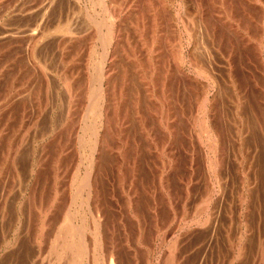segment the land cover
Masks as SVG:
<instances>
[{"label": "rangeland", "instance_id": "1", "mask_svg": "<svg viewBox=\"0 0 264 264\" xmlns=\"http://www.w3.org/2000/svg\"><path fill=\"white\" fill-rule=\"evenodd\" d=\"M93 1L0 0V264H60V261H62L61 264H69L67 263L69 262L67 254L65 255H67L66 258L68 259L65 258L64 260L62 259L65 257L64 254V256L60 257V255L56 256L54 251L52 252V244L57 239L55 236H58L61 226L67 219L65 216L71 217L74 223L76 221L75 224L77 226L84 228L83 235L90 237L86 238L88 241L93 236L91 233L93 230L91 221L94 217L98 218L99 216L102 236L107 239L105 240L106 243L103 241V246L100 247L99 243L95 245L94 258L96 254L98 257L91 260V255H87L84 251L82 258L76 261V264H85V262L86 264H92L91 261L94 262L93 264H97L99 261L102 262L99 264H104L103 259H105V264H108L109 261L107 257L104 258L107 255L103 249L107 243H109L107 245L112 250L116 264H169L170 259L168 258L166 261V256L164 257L169 250L173 254V251H175V254H172L170 264H263L264 0H133V2L132 0H105V4L115 6L117 9L115 15L117 16L110 14V11L107 12L104 9L102 0ZM161 1L164 3H161ZM93 4L95 5L93 6ZM154 7L156 8L154 9ZM47 9L48 12H46ZM40 10L42 13L39 12ZM87 13L88 16H86ZM89 16L91 17L89 18ZM181 17L182 19H180ZM152 18H157V20ZM94 20L99 25L102 24V26L100 27ZM161 21L162 23L160 24ZM92 22H95L99 28ZM105 24H107V27ZM52 25L54 26L52 27ZM111 25L116 31L119 30L115 39L107 47L109 56H111L106 64L108 67L112 63V68L109 66L110 75L108 74L106 79L109 81L113 77V80L110 79L107 82L105 79L104 82L107 83L103 82L106 88L111 89V91L108 90L110 93L104 91V97L108 95L104 98V107L106 111L108 110L107 115L109 113L111 115H106L108 119H106L105 124L107 126H103L105 130L102 127L98 128L104 142L113 141L105 142V144L102 142L103 146L100 145V149L92 152L93 143L90 140L93 137L90 131L87 132L86 130L84 132V138L83 140L80 139L81 141L77 138L76 133L80 132L82 134V127L86 128V125H89V128L96 121L95 117L93 118L90 115L94 112L92 106L90 105L91 107L89 108V104L93 100V98H90V94L94 92L93 89H95L98 82L96 72L94 71L93 73L95 65L93 62L97 60L95 58L100 57L98 55L103 51L101 38L108 34V28ZM68 28L70 29L68 30ZM159 28L161 29L159 30ZM36 31L39 32L37 33L38 36L36 35L38 41L35 39L30 42L31 38L29 36L32 35L34 39ZM43 32H46V34H43ZM120 33L123 34L121 35ZM153 35L156 36L153 37ZM156 37L157 40H155ZM31 45L35 49L32 48V52L28 49L31 48ZM80 45L82 46L80 47ZM131 45H133V49ZM146 46H149L148 53L145 50L147 49ZM114 50L115 52H113ZM144 50L148 54L147 56L143 52ZM126 52L132 54L129 55L128 53L127 56ZM93 54L96 55L94 56ZM143 55L146 57H143ZM158 57H161V59ZM30 58H36V60L32 61ZM111 58L115 62H112ZM164 58L165 60H162ZM152 61H158V75L153 72L154 75L151 69L148 70L150 74L147 72V69L150 68L149 63ZM116 62L117 64H115ZM145 62L146 64L148 63L147 66H145ZM46 64L47 66H44ZM160 64L163 66H160ZM117 65H121V68ZM144 66L146 68L142 70ZM163 67L165 68L163 69ZM45 69L46 71L44 72ZM165 70L167 76L165 75ZM136 71H139V74ZM141 72L143 74L147 72L144 74L146 77ZM43 73H46V76L49 75L46 77ZM111 73L113 74L111 75ZM117 73L122 75V77L119 75L115 76ZM75 75L77 76L76 78ZM160 75H163V78L165 76V79L168 78V80L166 79L167 81L164 79V82H167L164 84L165 87L164 85L163 87L161 85L158 86L160 82L157 80L162 78ZM70 77L74 78V83ZM44 78L45 80H43ZM41 79L42 82L40 81ZM140 79L142 80L140 81ZM145 80L146 83L144 85L143 82ZM176 80L177 82H175ZM68 82L73 84L72 88L67 85ZM120 83L121 85H119ZM146 84L149 86L147 85L146 87ZM87 86L90 88L92 86L93 89L91 88L90 91ZM158 88L167 89L168 91L164 90L165 95L167 94L164 101L158 96L160 94ZM76 89L78 90L76 91ZM115 90L119 93H115ZM114 93L115 96H112ZM112 100L114 101L112 102ZM137 101L139 104L136 105ZM115 103L119 107L118 109L114 105ZM84 105L87 106V109ZM162 105L165 106L163 107L164 109H162ZM76 110L79 112H75ZM121 114L123 118L125 114L124 120ZM82 115L84 116L83 118ZM158 117L160 118L158 119ZM120 118L126 123L123 121L121 123V120L119 121ZM77 119L79 120L77 121ZM202 120L205 123L204 125ZM107 121L112 122L113 127L118 125L119 127L112 128V123L108 124ZM210 124H212V128ZM213 127L215 128L213 129ZM117 128H121L120 131L123 129V132L121 131L123 135L119 130V133L116 132ZM110 129L112 130L110 131ZM125 129L127 130L126 132L124 131ZM145 129H148L147 132ZM113 130H115L114 133L112 132ZM108 131L111 133H107ZM165 133L169 136L165 135ZM103 136L107 140L103 139ZM164 136H167V138ZM85 138L89 140H84ZM164 140L169 142L166 141L167 144H164ZM126 141L127 147H125ZM160 142H162V145H159ZM108 143L110 149L107 145L105 150L103 147ZM116 145L119 148H116ZM83 147L85 148L81 149ZM101 149L104 150L102 151ZM97 151L99 154H97ZM107 151L110 152L109 155ZM59 152L62 153L60 154ZM77 152L78 154H76ZM98 155L100 156L98 157ZM84 156L87 157V160ZM44 157L46 160L43 159ZM89 159L94 160V182L98 195L97 209L93 207L86 208L88 207L87 204L83 203V197L86 194L84 191L80 192V179L84 175ZM71 160H73L72 163H70ZM115 161L118 162L116 163ZM246 174L251 177H244L247 176ZM76 175L77 177H74ZM95 176H97V179ZM70 180L73 181L70 182ZM96 182H98V185ZM72 183L74 185L73 188L70 185ZM221 185L222 187H220ZM48 188L50 189L48 190ZM241 194L243 197H241ZM124 196L126 198L122 199ZM206 199L208 200L206 201ZM92 212H95L96 215L94 213V216ZM83 213L87 214L84 215ZM87 244L88 247L91 246V241L90 243L87 242ZM50 247L51 249H48ZM239 250L240 254L245 253L238 255L237 252ZM259 250H263L261 251L262 253ZM259 255L262 256L260 257ZM175 256L178 257L179 261H177ZM181 256L184 257L180 260ZM117 258L120 259L121 263ZM229 258L233 260L231 261ZM56 259L59 261L57 262ZM96 259H99V261ZM174 259L177 263L174 262Z\"/></svg>", "mask_w": 264, "mask_h": 264}, {"label": "bare ground", "instance_id": "2", "mask_svg": "<svg viewBox=\"0 0 264 264\" xmlns=\"http://www.w3.org/2000/svg\"><path fill=\"white\" fill-rule=\"evenodd\" d=\"M93 1V0H92ZM98 1V0H97ZM103 1V6H104V9L105 10H107V12L108 11H110L111 13L110 14H112V15H115V13H116V8H115V6H113L112 4H110V6L109 5H107V4H105V0H102ZM141 1V0H140ZM148 1V0H147ZM152 1V0H151ZM183 1V0H182ZM94 2V1H93ZM130 2V1H129ZM132 2H133V0H132ZM181 2V1H180ZM53 3H54V1H53ZM97 3V2H96ZM126 3H127V1H126ZM150 3V2H149ZM161 3H164V2H162L161 1ZM182 3V2H181ZM45 4V3H44ZM49 4V3H48ZM98 4H99V2H98ZM128 4V3H127ZM126 4V5H127ZM147 4V3H146ZM222 4V3H221ZM71 5V4H70ZM69 5V6H70ZM95 4H93V6H94ZM134 5V4H133ZM153 5V4H152ZM151 5V6H152ZM162 5V4H161ZM163 5H165V4H163ZM180 5V4H179ZM227 6H228V4H226ZM50 6V5H49ZM97 6V5H96ZM166 6V5H165ZM164 6V7H165ZM181 6H182V4H181ZM71 7V6H70ZM82 7V6H81ZM98 7H100V6H98ZM153 7V6H152ZM180 7V6H179ZM183 7V6H182ZM48 8V7H47ZM57 8V7H56ZM135 8H137V7H135ZM134 8V9H135ZM156 7H154V9H155ZM162 8V7H161ZM51 9V8H50ZM99 9V8H98ZM130 9H132V8H130ZM147 9H148V5H147ZM178 9H181V8H178ZM229 9V8H228ZM44 10V9H43ZM69 10V9H68ZM136 10V9H135ZM153 10V9H152ZM152 10H150L151 12H152ZM183 10V9H182ZM231 10V9H230ZM11 11V10H10ZM46 11V10H45ZM67 11V10H66ZM79 11V10H78ZM87 11V10H86ZM138 11H139V9H138ZM158 11V10H157ZM157 11H155L156 13H157ZM39 12H41V10L39 11ZM46 12H48V9H47V11ZM97 12V11H96ZM100 12H101V10H100ZM143 12V11H142ZM148 12H149V10H148ZM223 12V11H222ZM42 13V12H41ZM53 13V12H52ZM70 13V12H69ZM77 13V12H76ZM104 13V12H103ZM135 13V12H134ZM141 13V12H140ZM153 13H154V10H153ZM160 13V12H159ZM182 13V12H181ZM180 13V14H181ZM36 14V13H35ZM49 14V13H48ZM92 14V13H91ZM99 14V13H98ZM105 14V13H104ZM143 14V13H142ZM150 14V13H149ZM184 14V13H183ZM228 14V13H227ZM65 15V14H64ZM72 15V14H71ZM100 15V14H99ZM108 15V14H107ZM112 15H111V17H112ZM153 15V14H152ZM155 15V14H154ZM157 15V14H156ZM170 15H171V13H170ZM176 15H177V13H176ZM175 15V16H176ZM42 16V15H41ZM49 16V15H48ZM86 16H88V13L86 14ZM115 16H117V15H115ZM132 16V15H131ZM158 16V15H157ZM156 16V17H157ZM165 16H167V15H165ZM169 16V15H168ZM179 16V15H178ZM184 16V15H183ZM182 16V17H183ZM229 16V15H228ZM33 17H35V16H33ZM33 17H31V18H33ZM84 17V16H83ZM91 16H89V18H90ZM98 18H99V16H97ZM127 17V16H126ZM125 17V18H126ZM141 17V16H140ZM139 17V18H140ZM153 17V16H152ZM169 17H171V16H169ZM182 17L180 18V19H182ZM43 18V17H42ZM46 18H48V17H46ZM53 18V17H52ZM62 18V17H61ZM69 17H68V14H67V19H68ZM88 18V17H87ZM93 18V17H92ZM115 18V17H114ZM131 18V17H130ZM178 18V17H177ZM191 18V17H190ZM27 19V18H26ZM34 19V18H33ZM71 19V18H70ZM77 19V18H76ZM94 19V18H93ZM92 19V20H93ZM106 19V18H105ZM113 19V18H112ZM116 19V18H115ZM128 19V18H127ZM133 19H134V17H133ZM138 19V18H137ZM143 19V18H142ZM150 19V18H149ZM153 19V18H152ZM154 19H156L157 20V18H154ZM153 19V20H154ZM212 19V18H211ZM46 20V19H45ZM72 20V19H71ZM100 20V19H99ZM156 20H155V22H156ZM160 20H161V18H160ZM175 20V19H174ZM33 21V20H32ZM39 21V20H38ZM90 21V20H89ZM95 21V20H94ZM102 21H105V20H102ZM120 21V20H119ZM135 21V20H134ZM144 21V20H143ZM66 22H68V23H71V22H69V21H66ZM96 22V21H95ZM95 22H92V24L93 23H95ZM107 22V21H106ZM110 22V21H109ZM164 22V21H163ZM172 22V21H171ZM191 22V21H190ZM36 23V22H35ZM39 23V22H38ZM47 23V22H46ZM51 23V22H50ZM53 23V22H52ZM98 25H99V23L98 22H96ZM95 23V24H96ZM103 23V22H102ZM124 23V22H123ZM147 23V22H146ZM150 23V22H149ZM148 23V24H149ZM162 23V21L160 22V24ZM184 22H183V20H182V24H183ZM239 23V22H238ZM27 24V23H26ZM47 24H49V23H47ZM46 24V25H47ZM54 24V23H53ZM56 24V23H55ZM89 24V23H88ZM94 24V25H95ZM96 24V25H97ZM101 24V23H100ZM145 24V23H144ZM151 24V23H150ZM241 24V23H240ZM32 25V24H31ZM43 25H44V23H43ZM49 25H51V24H49ZM57 25V24H56ZM55 25V26H56ZM95 25V26H96ZM97 25V26H98ZM104 25V24H103ZM107 24H105V26H106ZM117 25V24H116ZM128 25V24H127ZM132 25V24H131ZM163 25V24H162ZM181 25V24H180ZM20 26V25H19ZM40 26V25H39ZM42 26V25H41ZM54 25H52V27H53ZM58 26V25H57ZM63 27L65 26V25H62ZM100 27L102 26V24L101 25H99ZM99 26H98V28H99ZM122 26V25H121ZM126 26V25H125ZM129 26V25H128ZM155 26H156V24H155ZM232 26V25H231ZM51 27V26H50ZM50 27H48V28H50ZM66 27V26H65ZM85 27H87V26H85ZM91 27V26H90ZM107 27V26H106ZM130 27V26H129ZM140 27V26H139ZM143 27V26H142ZM151 27V26H150ZM161 27V26H160ZM164 27V26H163ZM177 27V26H176ZM196 27V26H195ZM240 27V26H239ZM27 28V27H26ZM34 28V27H33ZM40 28V27H39ZM42 28V27H41ZM47 28V29H48ZM82 28V27H81ZM104 28V27H103ZM199 28V27H198ZM233 28V27H232ZM35 29H37V28H35ZM54 29H55V27H54ZM53 29V30H54ZM62 29V28H61ZM70 28H68V30H69ZM95 29V28H94ZM107 29V28H106ZM151 29V28H150ZM154 29V28H153ZM161 28H159V30H160ZM165 29V28H164ZM29 30V29H28ZM28 30H26L27 32H28ZM31 30H32V28H31ZM43 30V29H42ZM57 30V29H56ZM99 30V29H98ZM123 30V29H122ZM149 30V29H148ZM159 30H157L156 29V31H158L159 32ZM176 30V29H175ZM43 31H45V30H43ZM51 31V30H50ZM62 31V30H61ZM71 31H73V30H71ZM101 31V30H100ZM99 31V32H100ZM117 31H119V30H117ZM116 31V29H114L113 28V26L111 25L109 28H108V34L106 35L105 34V31H104V36L101 38V40H102V43H103V51L101 52V53H99L100 55H98V56H100L99 58H95V59H97V60H95L94 62H93V60H92V62H93V64H95L94 65V70H93V73H94V71L96 72V75H97V78H98V82H97V86L95 87V89H93L92 88V86H91V88L93 89V93L91 92V97L90 98H93V100H92V103L91 104H89V108L92 106V109L94 110V112H92V114H90V112H89V114L94 118L95 117V119H96V121H95V119H94V121H95V124H96V126H95V124H93L92 126H90L89 128H88V126L89 125H86V128H83L82 127V130L83 131H81V132H83L82 134L79 132V131H77V132H79V133H76V135H77V138L80 140H83V138H84V132H86V130H87V132L88 131H90V134L92 135V139L90 140V141H92V143L91 142H89V143H91L92 144V147H91V149H92V152L93 151H96L97 149H100V145H102L103 146V144H102V142L105 144V142L107 143V142H111V141H113V140H111V141H103L102 140V136H101V133H99V128L98 127H102L104 130H105V126H107V125H105L106 124V119H108L107 118V116H110L111 115V113H109V115H107V111H106V108L104 107V102H105V100H104V98H106V97H104L105 96V93H104V91L105 92H108V90H110L111 91V89H108V88H106L104 85H103V82H104V80L108 77V74L110 73L109 71H108V69H110V67H111V65H112V63H111V65H109L108 67H107V61H109V58H110V56H109V52H108V49H107V47H109V45H110V42L113 40V39H115V37H116V34H118V32ZM198 31V30H197ZM5 32V31H4ZM30 32V31H29ZM49 32V31H48ZM53 32V31H52ZM70 32V31H69ZM103 32V31H102ZM135 32V31H134ZM144 32V31H143ZM151 32V31H150ZM158 32H157V34H158ZM3 33V32H2ZM23 33V32H22ZM36 34H35V36L37 35V33H39V32H35ZM163 33V32H162ZM165 33V32H164ZM213 33V32H212ZM43 34H46V32L44 33L43 32ZM68 34H70V33H68ZM100 34V33H99ZM121 34V33H120ZM123 34V33H122ZM121 34V35H122ZM154 34V33H153ZM156 34V33H155ZM156 34V35H157ZM166 34V33H165ZM176 34V33H175ZM181 34V33H180ZM29 35V34H28ZM61 35V34H60ZM120 35V36H121ZM155 35V36H156ZM161 35V34H160ZM172 35V34H171ZM177 35H179V34H177ZM260 35V34H259ZM38 36V35H37ZM37 36L33 39L32 38V35L31 36H29L31 39H30V42L32 41V40H35L36 38H37ZM39 36H40V34H39ZM44 36V35H43ZM63 36V35H62ZM92 36V35H91ZM100 36H101V34H100ZM119 36V35H118ZM151 36H152V34H151ZM154 35H153V37H155ZM192 36H193V34H192ZM33 37H34V35H33ZM53 37V36H52ZM88 37L90 38V36L88 35ZM158 37V36H157ZM157 37H156V39L155 40H157ZM160 37V36H159ZM162 37V36H161ZM175 37H177V36H175ZM194 37V36H193ZM40 38H42V37H40ZM128 38V37H127ZM150 39H151V37H149ZM260 38V37H259ZM27 39H29V38H27ZM26 39V40H27ZM45 39V38H44ZM81 39V38H80ZM121 39H124V38H121ZM162 39V38H161ZM168 39V38H167ZM177 39V38H176ZM178 39H180V38H178ZM11 40V39H10ZM37 40V39H36ZM46 40V39H45ZM49 40V39H48ZM47 40V41H48ZM50 40H51V38H50ZM55 40V39H54ZM62 40H63V38H62ZM68 40V39H67ZM126 40V39H125ZM124 40V41H125ZM154 40V41H155ZM163 40V39H162ZM21 41V40H20ZM38 41V40H37ZM43 41V40H42ZM58 41V40H57ZM69 41V40H68ZM81 41V40H80ZM120 42H121V40H119ZM134 41V40H133ZM145 41V40H144ZM174 41H176V40H174ZM257 41V40H256ZM16 42V41H15ZM34 42V41H33ZM44 42V41H43ZM150 42V41H149ZM162 42V41H161ZM13 43V42H12ZM61 43V42H60ZM59 43V44H60ZM71 43V42H70ZM76 43V42H75ZM83 43V42H82ZM101 43V42H100ZM151 43V42H150ZM167 43V42H166ZM32 44V43H31ZM36 44V43H35ZM66 44V43H65ZM84 44V43H83ZM142 44V43H141ZM147 44H149L148 42H147ZM146 44V45H147ZM152 44H154L153 42H152ZM158 44V43H157ZM156 44V45H157ZM164 44V43H163ZM180 44V43H179ZM30 45V44H29ZM44 45V44H43ZM58 45V44H57ZM62 45V44H61ZM79 45V44H78ZM138 45V44H137ZM143 45V44H142ZM141 45V46H142ZM165 45V44H164ZM194 45V44H193ZM82 45H80V47H81ZM87 46V45H86ZM115 46H117V45H115ZM126 46V45H125ZM129 46V45H128ZM160 46V45H159ZM158 46V47H159ZM30 47V46H29ZM59 47V46H58ZM80 47L78 46V48L80 49ZM101 47V46H100ZM133 47V45H131V48ZM143 47V46H142ZM147 47V46H146ZM149 47V46H148ZM148 47H147V49H145L146 51H147V53H148ZM151 47V46H150ZM162 47V46H161ZM169 47V46H168ZM178 47V46H177ZM194 47V46H193ZM32 45H31V48H28V49H30V51L32 50ZM77 48V49H78ZM117 48V47H116ZM115 48V49H116ZM169 48H171V47H169ZM180 48V47H179ZM34 49V48H33ZM41 49V48H40ZM42 49H44V48H42ZM57 49V48H56ZM78 49V50H79ZM126 49V48H125ZM130 49V48H129ZM133 49V48H132ZM150 49V48H149ZM168 49V48H167ZM35 50V49H34ZM48 50H49V48H48ZM78 50H76V51H78ZM111 50V49H110ZM117 51H118V49H116ZM120 50V49H119ZM131 50V49H130ZM141 50V49H140ZM145 50L143 51L144 53H146L145 52ZM151 50H152V48H151ZM195 50V49H194ZM58 51V50H57ZM66 51V50H65ZM69 51V50H68ZM132 51V50H131ZM130 51V52H131ZM136 51H137V49H136ZM139 51V50H138ZM25 52H26V50H25ZM32 52V51H31ZM30 52V53H31ZM59 52V51H58ZM72 52V51H71ZM113 52H115V50L113 51ZM112 52V53H113ZM176 52V51H175ZM180 52V51H179ZM18 53V52H17ZM36 53V52H35ZM39 53V52H38ZM40 53H42V52H40ZM43 53H44V51H43ZM76 53V52H75ZM121 53V52H120ZM127 54V56H128V53L129 52H126ZM136 53V52H135ZM146 53V56L148 55ZM153 53H155L154 51H153ZM111 54V53H110ZM116 54V53H115ZM132 54V53H131ZM130 53H129V55H131ZM150 54V53H149ZM158 54V53H157ZM161 54V53H160ZM197 54V53H196ZM28 55H30V54H28ZM33 55V54H32ZM34 55H36V54H34ZM94 55V54H93ZM96 55V54H95ZM94 55V56H95ZM122 55V54H121ZM125 55V54H124ZM189 55H190V53H189ZM55 56V55H54ZM90 55H88V57H89ZM145 55H143V57H146ZM153 56V55H152ZM170 56V55H169ZM38 57V56H37ZM113 57H114V54H113ZM121 57H123V56H121ZM193 57V56H192ZM195 57V56H194ZM201 57V56H200ZM33 58V57H32ZM32 58H30V59H32ZM90 58H91V56H90ZM90 58H89V60H90ZM93 58V57H92ZM120 58V57H119ZM125 58H126V56H125ZM129 58V57H128ZM153 58H154V56H153ZM158 58H160L161 59V57H158ZM26 59H28V58H26ZM25 59V60H26ZM112 59V58H111ZM124 59V58H123ZM147 59V58H146ZM149 59V58H148ZM33 60H36V58H34V59H32V61ZM113 61L112 62H115L114 61V59H112ZM120 60V59H119ZM135 60V59H134ZM157 60V59H156ZM159 60V59H158ZM162 60H165V58L164 59H162ZM162 60H159V61H162ZM171 60V59H170ZM169 60V61H170ZM207 60V59H206ZM29 61H31V60H29ZM146 61V60H145ZM172 61V60H171ZM42 62H44V61H42ZM53 62V61H52ZM54 62H55V60H54ZM90 63H92L91 61H89ZM111 62V61H110ZM109 62V63H110ZM149 62V61H148ZM158 61H155V62H150L149 63V67L150 68H148L147 69V72H148V70L149 69H151L152 70V73L154 72L155 74H157L158 75V68H159V65H158V63H157ZM168 62V61H167ZM166 62V63H167ZM197 62V61H196ZM67 63H69V62H67ZM70 63H71V61H70ZM124 63V62H123ZM127 63V62H126ZM30 64V63H29ZM34 64H36L35 62H34ZM43 64V63H42ZM63 64V63H62ZM114 64V63H113ZM115 64H117V62L115 63ZM145 64H146V62H145ZM164 64V63H163ZM197 64V63H196ZM49 65V64H48ZM80 65V64H79ZM83 65V64H82ZM91 65V64H90ZM124 65V64H123ZM134 65V64H133ZM139 65V64H138ZM137 65V66H138ZM142 65V64H141ZM148 65V63L145 65V66H147ZM190 65V64H189ZM201 65V64H200ZM31 66H33V65H31ZM35 66V65H34ZM44 66H47V64L46 65H44ZM60 66V65H59ZM69 66V65H68ZM92 66V65H91ZM117 66H119V65H117ZM116 66V67H117ZM121 66V65H120ZM119 66V67H120ZM144 66V68L142 69V70H144L146 67ZM160 66H163L162 64H160ZM42 67H43V65H42ZM70 67V66H69ZM68 67V68H69ZM90 67V66H89ZM118 67V68H119ZM132 67V66H131ZM143 67V66H142ZM202 67V66H201ZM40 68V67H39ZM45 68V67H44ZM58 68V67H57ZM112 68V67H111ZM121 68V67H120ZM139 68V67H138ZM165 67H163V69H164ZM180 68V67H179ZM204 68V67H203ZM32 69H33V67H32ZM64 69H66V68H64ZM167 69V68H166ZM209 69V68H208ZM207 69V70H208ZM40 70H42V68H40ZM40 70H38V71H40ZM47 70H48V67H47ZM52 70V69H51ZM66 70H68V69H66ZM70 70H71V68H70ZM72 70H74V69H72ZM150 70V71H151ZM161 70V69H160ZM179 70V69H178ZM46 71V69L44 70V72ZM57 71V70H56ZM83 71V70H82ZM123 71V70H122ZM173 71V70H172ZM210 71V70H209ZM13 72V71H12ZM32 72H34L33 70H32ZM42 72V71H41ZM74 72V71H73ZM90 72H91V70H90ZM117 72H119V71H117ZM136 72H138V74H139V71H136ZM146 72V73H147ZM164 72V71H163ZM162 72V73H163ZM226 72V71H225ZM48 73V72H47ZM63 73H64V70H63ZM69 73V72H68ZM92 73V72H91ZM90 73V74H91ZM114 73V72H113ZM113 73H111V75L113 74ZM121 73V72H120ZM124 73V72H123ZM131 73V72H130ZM142 73V72H141ZM146 73H144V74H146ZM153 73V74H154ZM210 73V72H209ZM46 73H43V75H45ZM61 74V73H60ZM69 74H71V73H69ZM74 74V73H73ZM83 74H84V72H83ZM129 74V73H128ZM143 74V73H142ZM144 74H143V76H144ZM148 74H150L149 72H148ZM154 74V75H155ZM211 74V73H210ZM230 74V73H229ZM49 75V74H48ZM47 75V76H48ZM68 75V74H67ZM92 75V74H91ZM91 75H89V76H91ZM110 75V74H109ZM118 76L119 75V73H117V74H115V76ZM124 75V74H123ZM153 75V76H154ZM165 75L167 76V73H166V70H165ZM213 75V74H212ZM42 76V75H41ZM46 76V75H45ZM46 76V77H47ZM93 76V75H92ZM114 76V75H113ZM114 76V77H115ZM119 76H121L122 77V75H119ZM142 76V75H141ZM161 76V75H160ZM67 77V76H66ZM77 76L75 75V78H76ZM124 77V76H123ZM144 77H146V75L144 76ZM151 77V76H150ZM162 78H160V79H158V77H157V81L158 82H160V84L158 85V86H162L163 87V85L165 84V83H167V82H164V79H165V76H164V78H163V75L161 76ZM71 78V77H70ZM92 78V77H91ZM94 78V77H93ZM113 78V77H112ZM112 78H110V79H112ZM140 78V77H139ZM49 79V78H48ZM72 79H73V83H74V78H71V81H72ZM109 79V78H108ZM110 79H109V81H110ZM136 79V78H135ZM138 79V78H137ZM148 79V78H147ZM153 79V78H152ZM167 80H168V78H166ZM165 79V80H166ZM176 79V78H175ZM213 79H215V78H213ZM43 80H45V78L43 79ZM53 80V79H52ZM64 80H65V82H66V79H65V77H64ZM75 80H77V79H75ZM90 80V79H89ZM113 80V79H112ZM122 80H124V79H122ZM142 79H140V81H141ZM151 80V79H150ZM166 80V81H167ZM174 80V79H173ZM182 80V79H181ZM41 82H42V79L40 80ZM68 81H70V80H68ZM79 81V80H78ZM81 81V80H80ZM86 81V80H85ZM95 81H97V80H95ZM106 81L107 82H109L107 79H106ZM114 81H115V79H114ZM117 81V80H116ZM144 81V80H143ZM152 81V80H151ZM44 82V81H43ZM49 82V81H48ZM48 82H47V84H48ZM64 82V81H63ZM83 82V81H82ZM107 82H104V83H107ZM118 82V81H117ZM116 82V83H117ZM120 82V81H119ZM125 82V81H124ZM123 82V83H124ZM175 82H177V80L175 81ZM37 83V82H36ZM56 83V82H55ZM58 83V82H57ZM90 83V82H89ZM140 83V82H139ZM144 83V85H145V83H146V80H145V82H143ZM147 83H148V81H147ZM152 83H154L153 81H152ZM157 83V82H156ZM170 83V82H169ZM44 84H45V82H44ZM63 84V83H62ZM80 84V83H79ZM78 84V85H79ZM85 84V83H84ZM84 84H83V86H84ZM135 84V83H134ZM235 84V83H234ZM46 85V84H45ZM51 85V84H50ZM67 85H69V87L70 88H72V86H73V84L71 83V82H68V84ZM81 85V84H80ZM85 85H87V84H85ZM107 86H108V84H106ZM110 85V84H109ZM113 85H115L114 83H113ZM119 85H121V83L119 84ZM127 85H128V82H127ZM147 85L148 84H146V87H147ZM151 85V84H150ZM14 86V85H13ZM47 86V85H46ZM77 86V85H76ZM149 86V85H148ZM155 86H156V84H155ZM168 86V85H167ZM170 86V85H169ZM7 87H9V86H7ZM48 87V86H47ZM63 87V86H62ZM74 87H75V85H74ZM82 87V86H81ZM81 87H79L80 89H82ZM87 87H89V86H87ZM115 87V86H114ZM120 87V86H119ZM118 87V88H119ZM145 87V86H144ZM145 87V88H146ZM152 87V86H151ZM157 87V86H156ZM155 87V88H156ZM164 87H165V85H164ZM180 87V86H179ZM91 88L89 87V89H90V91H91ZM113 88V87H112ZM116 88H117V86H116ZM145 88H143V89H145ZM160 88V87H159ZM158 88V90L160 91V94L158 95V96H160V98L164 101V98L166 99V95H165V92H164V90H166L167 91V89H159ZM166 88H168V87H166ZM213 88V87H212ZM68 89V91H70V89L69 88H67ZM67 89H66V91H67ZM74 89V88H73ZM85 89V88H84ZM83 89V90H84ZM89 89L87 90V95H88V91H89ZM115 89V88H114ZM120 89V88H119ZM136 89V88H135ZM169 89V88H168ZM78 89H76V91H77ZM86 90V89H85ZM118 90V89H117ZM123 90V89H122ZM126 90V89H125ZM129 90V89H128ZM146 90V89H145ZM149 90H150V87H149ZM148 90V91H149ZM152 90V89H151ZM46 91V90H45ZM110 91L108 92V93H110ZM120 91H121V89H120ZM158 91V92H159ZM179 91V90H178ZM75 92V91H74ZM85 92V91H84ZM84 92H82V93H84ZM113 92H114V90H113ZM168 92V91H167ZM20 93V92H19ZM73 93V92H72ZM75 93H77V92H75ZM90 93V92H89ZM115 93H119V92H116V90H115ZM115 93H114V95L112 94V96H115ZM170 93V92H169ZM178 93V92H177ZM70 94V93H69ZM86 94V93H85ZM150 94V93H149ZM66 95H67V92H66ZM139 95V94H138ZM154 95V94H153ZM68 96V95H67ZM116 96H117V94H116ZM119 96V95H118ZM175 96V95H174ZM74 97V96H73ZM72 97V98H73ZM82 97H84V96H82ZM82 97H81V101L83 100L82 99ZM86 97V96H85ZM149 97V96H148ZM180 97V96H179ZM212 97V96H211ZM69 98H70V96H69ZM88 98V97H87ZM109 98V97H108ZM123 98V97H122ZM133 98V97H132ZM152 98V97H151ZM170 98V97H169ZM205 98V97H204ZM11 99V98H10ZM75 99H77V97H75ZM89 99V98H88ZM118 99H119V97H118ZM131 99V98H130ZM20 100V99H19ZM91 100V99H90ZM107 100V99H106ZM109 100V99H108ZM114 100H115V98H114ZM114 100H112V102L114 101ZM136 100V99H135ZM74 101V100H73ZM111 101V100H110ZM126 101V100H125ZM139 101V100H138ZM138 101L136 102V105L137 104H139L138 103ZM207 101V100H206ZM117 102V101H116ZM134 102V101H133ZM170 102V101H169ZM88 103H89V101H88ZM107 103V102H106ZM109 103V102H108ZM154 103V102H153ZM164 103V102H163ZM162 103V104H163ZM174 103V102H173ZM200 103V102H199ZM212 103V102H211ZM71 104V103H70ZM69 104V105H70ZM81 104H83V103H81ZM80 104V105H81ZM119 104V103H118ZM135 104V103H134ZM167 104V103H166ZM9 105V104H8ZM68 105V107H70ZM91 105V106H90ZM106 105H108V104H106ZM114 105H116V103L114 104ZM146 105V104H145ZM85 106V105H84ZM84 106H83V109H84ZM109 106H110V103H109ZM123 106V105H122ZM142 106V105H141ZM153 106V105H152ZM151 106V107H152ZM160 106V105H159ZM174 106V105H173ZM220 106V105H219ZM29 107V106H28ZM87 106H85V108H86ZM113 107H115V106H113ZM112 107V108H113ZM116 107H117V105H116ZM115 107V108H116ZM163 107H165L164 105H162V109H164ZM199 107V106H198ZM203 107V106H202ZM205 107V106H204ZM72 108V107H71ZM75 108V107H74ZM111 108V109H112ZM115 108H114V110H115ZM119 107H117V109H118ZM143 108V107H142ZM153 108V107H152ZM87 109V108H86ZM110 109V110H111ZM129 109V108H128ZM159 109H160V107H159ZM166 109V108H165ZM167 109H168V106H167ZM166 109V110H167ZM183 109V108H182ZM202 109V108H201ZM11 110V109H10ZM69 110V109H68ZM93 110H91V111H93ZM137 110V109H136ZM20 111V110H19ZM83 111H86V110H83ZM116 111V110H115ZM119 111H120V109L118 110V114H119ZM125 111H127L126 109H125ZM131 111V110H130ZM154 111V110H153ZM162 111V110H161ZM25 112V111H24ZM35 112V111H34ZM75 112H79L78 110H76ZM74 112V113H75ZM199 112V111H198ZM203 112V111H202ZM114 113V112H113ZM71 114H72V112H71ZM82 114H84V113H82ZM86 114V113H85ZM167 114V113H166ZM77 115H78V113H77ZM87 115V114H86ZM107 115V116H106ZM131 115V114H130ZM135 115V114H134ZM143 115V114H142ZM148 115V114H147ZM150 115V114H149ZM210 115V114H209ZM80 116V115H79ZM78 116V117H79ZM88 116V115H87ZM121 116H122V119L124 120V118H125V114H124V118H123V115L121 114ZM137 116V115H136ZM154 116V115H153ZM166 116V115H165ZM168 116V115H167ZM77 117V116H76ZM84 116L82 115V118H83ZM86 117V116H85ZM113 117V116H112ZM126 117H127V115H126ZM129 117V116H128ZM75 118V117H74ZM153 118V117H152ZM160 117H158V119H159ZM162 118V117H161ZM171 118V117H170ZM87 119V118H86ZM157 119V120H158ZM168 119V118H167ZM166 119V120H167ZM210 119V118H209ZM253 119V118H252ZM74 120V119H73ZM79 119H77V121H78ZM91 120H92V118H91ZM121 120V118L119 119V121ZM123 120H121V123H122V121ZM127 120V119H126ZM164 120V119H163ZM172 120V119H171ZM198 120V119H197ZM206 120V119H205ZM204 120V121H205ZM19 121V120H18ZM87 121H88V119H87ZM117 121V120H116ZM138 121V120H137ZM144 121H146V120H144ZM156 121V120H155ZM162 121V120H161ZM201 121V120H200ZM212 121V120H211ZM93 122V121H92ZM108 122V124L109 123H112V122H110V121H107ZM123 122H125L126 123V121H123ZM151 122V121H150ZM179 122V121H178ZM202 122H203V120H202ZM11 123V122H10ZM25 123V122H24ZM79 123V122H78ZM82 123V122H81ZM87 123V122H86ZM116 123V122H115ZM118 123V122H117ZM124 123V124H125ZM139 123V122H138ZM147 123V122H146ZM152 123H154L153 121H152ZM163 123V122H162ZM17 124V123H16ZM76 124V123H75ZM80 124V123H79ZM79 124H78V126H79ZM123 124V125H124ZM147 124H151V123H147ZM205 123L203 122V125H204ZM4 125V124H3ZM115 125H117V124H115ZM134 125V124H133ZM159 125V124H158ZM166 125V124H165ZM201 125V124H200ZM212 124H210V126H211ZM26 126V125H25ZM77 126V125H76ZM83 126V125H82ZM104 126V127H103ZM111 126V125H110ZM143 126V125H142ZM154 126H156V125H154ZM164 126V125H163ZM258 126V125H257ZM3 127V126H2ZM116 127H119V125L118 126H116ZM116 127H113V123H112V128H116ZM135 127V126H134ZM133 127V128H134ZM139 127V126H138ZM168 127V126H167ZM167 127H166V129H167ZM216 127V126H215ZM215 127H213V129L215 128ZM9 128V127H8ZM7 128V129H8ZM107 128V127H106ZM144 128V127H143ZM142 128V129H143ZM162 128V127H161ZM194 128V127H193ZM206 128V127H205ZM211 128H212V126H211ZM210 128V129H211ZM217 128V127H216ZM255 128V127H254ZM17 129V128H16ZM28 129V128H27ZM101 129V128H100ZM121 129V128H120ZM120 129H118L117 128V130H116V132H118L119 133V131H120ZM169 129V128H168ZM251 129V128H250ZM112 129H110V131H111ZM119 130V131H118ZM123 130V129H122ZM121 130V131H122ZM148 130V129H147ZM147 130L145 129V131L147 132ZM152 130H153V127H152ZM162 130V129H161ZM174 130V129H173ZM178 130V129H177ZM207 130V129H206ZM23 131V130H22ZM103 131V130H102ZM110 131H108L107 133H109ZM114 131L115 130H113L112 132L114 133ZM121 131H120V133H121ZM125 132L127 131L126 129L124 130ZM140 131H141V129H140ZM139 131V132H140ZM151 131V130H150ZM167 131V130H166ZM176 131V130H175ZM194 131V130H193ZM192 131V132H193ZM236 131H238V130H236ZM123 132V131H122ZM154 132V131H153ZM195 132V131H194ZM248 132V131H247ZM111 133V132H110ZM128 133V132H127ZM131 133V132H130ZM142 133V132H141ZM145 133V132H144ZM170 133H171V131H170ZM66 134V133H65ZM70 134V133H69ZM122 134V133H121ZM198 134V133H197ZM214 134V133H213ZM111 135V134H110ZM112 135H114V134H112ZM116 135V134H115ZM123 135V134H122ZM138 135H140V134H138ZM165 135H168V134H166L165 133ZM106 136H108V135H106ZM118 136V135H117ZM116 136V137H117ZM126 136V135H125ZM132 136V135H131ZM149 136V135H148ZM169 136V135H168ZM209 136V135H208ZM249 136H250V134H249ZM62 137V136H61ZM109 137V136H108ZM112 137V136H111ZM111 137H110V139H111ZM122 137H124V136H122ZM165 137V136H164ZM184 137V136H183ZM204 137V136H203ZM217 137V136H216ZM220 137V136H219ZM245 137V136H244ZM76 138V137H75ZM86 138H87V136H86ZM84 139V140H87V139ZM118 138V137H117ZM125 138V137H124ZM150 138V137H149ZM165 138H167V136L165 137ZM205 138V137H204ZM46 139V138H45ZM103 139H106V137L105 136H103ZM121 139H123V138H121ZM148 139V138H147ZM172 139V138H171ZM217 139H218V137H217ZM222 139V138H221ZM60 140V139H59ZM80 140V141H81ZM89 140V139H88ZM87 140V141H88ZM107 140V139H106ZM145 140V139H144ZM162 140H163V138H162ZM219 140V139H218ZM4 141V140H3ZM77 141V140H76ZM116 141V140H115ZM124 141V140H123ZM128 141V140H127ZM127 141H126V145H125V147H127ZM149 141V140H148ZM160 141V140H159ZM167 141V140H166ZM166 141L164 140V144L166 143ZM202 141V140H201ZM209 141V140H208ZM220 141V140H219ZM62 142V141H61ZM118 142V141H117ZM167 142H169V141H167ZM197 142V141H196ZM83 143V142H82ZM88 143V144H89ZM113 143V142H112ZM124 143V142H123ZM146 143V142H145ZM157 143V142H156ZM216 143V142H215ZM214 143V144H215ZM41 144V143H40ZM69 144V143H68ZM86 144V143H85ZM116 144V143H115ZM114 144V145H115ZM135 144V143H134ZM162 145V142H160L159 143V145ZM167 144V143H166ZM20 145V144H19ZM70 145V144H69ZM107 145H108V148H109V143L108 144H106V146L105 147H103V148H105V150L107 149ZM120 145H121V142H120ZM120 145H118V146H120ZM144 145H146V144H144ZM264 145V144H263ZM59 146V145H58ZM84 146V145H83ZM101 146V147H102ZM123 146V145H122ZM154 146H156V145H154ZM259 146V145H258ZM73 147V146H72ZM75 147V146H74ZM82 147V146H81ZM86 147V146H85ZM85 147H83V148H81V149H84ZM112 147H113V145H112ZM111 147V148H112ZM124 147V146H123ZM123 147H121V148H123ZM148 147H150V146H148ZM9 148V147H8ZM7 148V149H8ZM79 148V147H78ZM116 148H119V147H117V145H116ZM164 148V147H163ZM166 148H168V147H166ZM201 148V147H200ZM5 149V148H4ZM80 149V148H79ZM90 148H89V150H91ZM110 149V148H109ZM127 149V148H126ZM150 149V148H149ZM153 149V148H152ZM162 149V148H161ZM218 149V148H217ZM9 150V149H8ZM102 150V149H101ZM104 150V149H103ZM102 150V151H103ZM128 150V149H127ZM143 150V149H142ZM5 151V150H4ZM13 151V150H12ZM74 151V150H73ZM85 151V150H84ZM100 151V150H99ZM109 151V150H108ZM107 151V152H108ZM117 151V150H116ZM124 151H125V148H124ZM166 151V150H165ZM202 151V150H201ZM8 152V151H7ZM88 152H90V151H88ZM92 152H91V154H92ZM123 152V151H122ZM126 152V151H125ZM124 152V153H125ZM143 152V151H142ZM161 152V151H160ZM60 153V152H59ZM62 153V152H61ZM60 153V154H61ZM82 153H83V151H82ZM86 153V152H85ZM106 153V152H105ZM109 153L110 152H108V155H109ZM120 153V152H119ZM127 153V152H126ZM129 153H131V152H129ZM146 153V152H145ZM154 153V152H153ZM219 153V152H218ZM260 153V152H259ZM7 154V153H6ZM76 154H78V152L76 153ZM88 154V153H87ZM87 154H86V156H87ZM97 154H99L98 153V151H97ZM123 154V153H122ZM136 154H137V152H136ZM67 155V154H66ZM90 155V154H89ZM88 155V156H89ZM93 155V154H92ZM96 155V154H95ZM112 155V154H111ZM111 155H110V157H111ZM121 155V154H120ZM124 155V154H123ZM159 155V154H158ZM157 155V156H158ZM161 155V154H160ZM159 155V156H160ZM167 155V154H166ZM8 156V155H7ZM6 156V157H7ZM47 156V155H46ZM45 156V157H46ZM80 156V155H79ZM86 156H84V158L86 157ZM100 155H98V157H99ZM132 156V155H131ZM162 156V155H161ZM45 157L43 158V159H45ZM63 157V156H62ZM66 157V156H65ZM69 157V156H68ZM81 157V156H80ZM95 157H97V156H95ZM95 157H94V160H95ZM107 157V156H106ZM109 157V158H110ZM120 157V156H119ZM121 157H122V155H121ZM128 157V156H127ZM58 158V157H57ZM75 158V157H74ZM79 158V157H78ZM83 158V159H84ZM114 158V157H113ZM116 158V157H115ZM160 158H162V157H160ZM224 158V157H223ZM98 159V158H97ZM107 159V158H106ZM112 159V158H111ZM151 159V158H150ZM220 159V158H219ZM46 160V159H45ZM86 160H87V157H86ZM94 160L93 159H89V162H88V166L86 167V169H85V172H84V175L81 177V179H80V192L82 193L83 191L85 192V196L83 197V203H85V205L87 204V206L88 207H86V208H91V207H93V208H95V209H97L98 208V205H97V191H96V188L97 187H95V182H94ZM105 160V159H104ZM110 160V159H109ZM113 160V159H112ZM128 160H130V159H128ZM127 160V161H128ZM132 160H134V159H132ZM132 160H131V162H132ZM163 161H164V159H162ZM215 160H217V159H215ZM44 161V160H43ZM51 161V160H50ZM60 161H61V159H60ZM72 161L73 160H71L70 161V163H72ZM75 161V160H74ZM167 160H166V158H165V162H166ZM77 162V161H76ZM116 162V161H115ZM118 162V161H117ZM116 162V163H117ZM204 162V161H203ZM214 162V161H213ZM219 162V161H218ZM43 163V162H42ZM48 163V162H47ZM69 163V162H68ZM79 163V162H78ZM83 163V162H82ZM108 163V162H107ZM127 163V162H126ZM162 163V162H161ZM220 163V162H219ZM219 163H217V164H219ZM50 164H52V163H50ZM75 165H76V163H74ZM85 164H86V162H85ZM84 164V165H85ZM104 164V163H103ZM163 164H164V162H163ZM41 165V164H40ZM44 165V164H43ZM65 165H66V162H65ZM69 165V164H68ZM84 165H83V167H84ZM110 165V164H109ZM133 165V164H132ZM57 166H59V165H57ZM74 166V165H73ZM72 166V167H73ZM104 166V165H103ZM118 166V165H117ZM219 166H220V164H219ZM261 166V165H260ZM19 167V166H18ZM68 168H69V166H67ZM66 167V168H67ZM76 167V166H75ZM120 167V166H119ZM135 167H136V165H135ZM166 167V166H165ZM214 167V166H213ZM217 167H218V165H217ZM67 168V169H68ZM118 168V167H117ZM121 168V167H120ZM14 169V168H13ZM36 169H38V168H36ZM54 169V168H53ZM74 169H76V168H74ZM165 169V168H164ZM163 169V171H165ZM168 169V168H167ZM47 170V169H46ZM50 170V169H49ZM58 170V169H57ZM102 170V169H101ZM217 170V169H216ZM223 170V169H222ZM9 171V170H8ZM36 171V170H35ZM38 171V170H37ZM48 171V170H47ZM69 171V170H68ZM77 171V170H76ZM75 171V172H76ZM80 171V170H79ZM96 171V170H95ZM132 171V170H131ZM162 171V172H163ZM213 171H215V170H213ZM247 171V170H246ZM245 171V172H246ZM50 172V171H49ZM66 172V171H65ZM158 172H159V170H158ZM166 172V171H165ZM170 172V171H169ZM221 172V171H220ZM237 172H238V170H237ZM242 172H243V169H242ZM259 172V171H258ZM2 173V172H1ZM56 173V172H55ZM78 173V172H77ZM97 173V172H96ZM114 173H116V172H114ZM133 173V172H132ZM157 173V172H156ZM39 174V173H38ZM79 174V173H78ZM77 174V175H78ZM98 174V173H97ZM120 174V173H119ZM136 174V173H135ZM148 174V173H147ZM165 174H167V173H165ZM164 174V175H165ZM222 174V173H221ZM236 174V173H235ZM77 175L76 176H74V177H77ZM123 175V174H122ZM154 175V174H153ZM160 175V174H159ZM219 175H220V173H219ZM240 175V174H239ZM247 175V174H246ZM36 176V175H35ZM39 176V175H38ZM79 176V175H78ZM148 176V175H147ZM215 176V175H214ZM250 176V175H249ZM248 175L247 176H244V177H249ZM96 177V179H97V176H95ZM118 177V176H117ZM122 177V176H121ZM124 177V176H123ZM131 177V176H130ZM162 177H163V175H162ZM203 177V176H202ZM206 177V176H205ZM251 177V176H250ZM99 178V177H98ZM120 178V177H119ZM133 178V177H132ZM239 178V177H238ZM263 178V177H262ZM77 179V178H76ZM123 179V178H122ZM121 179V180H122ZM156 179H158L157 177H156ZM221 179V178H220ZM241 179H243V178H241ZM116 180H118V179H116ZM141 180V179H140ZM246 180H247V178H246ZM62 181V180H61ZM64 181V180H63ZM71 181H73V180H70V182ZM77 181V180H76ZM98 181H99V179H98ZM119 181V180H118ZM117 181V182H118ZM166 181V180H165ZM172 181V180H171ZM185 181V180H184ZM218 181V180H217ZM248 181H249V179H248ZM263 181V180H262ZM65 182V181H64ZM60 183V182H59ZM73 183H75V182H73ZM73 183L72 184H70L71 186H72V188L74 187V185H73ZM97 183V185H98V182H96ZM123 183V182H122ZM160 183V182H159ZM120 184V183H119ZM125 184V183H124ZM131 184V183H130ZM166 184V183H165ZM164 184V185H165ZM256 184V183H255ZM11 185V184H10ZM49 185V184H48ZM126 185V184H125ZM135 185V184H134ZM137 185V184H136ZM248 185H249V183H248ZM63 186V185H62ZM131 186H132V184H131ZM159 186V185H158ZM157 186V187H158ZM250 186V185H249ZM248 186V187H249ZM61 187V186H60ZM135 187V186H134ZM169 187V186H168ZM220 187H222V185L220 186ZM62 188V187H61ZM123 188V187H122ZM132 188V187H131ZM136 188V187H135ZM211 188V187H210ZM227 188V187H226ZM40 189H42V188H40ZM50 188H48V190H49ZM77 189H78V187H77ZM76 189V190H77ZM128 189H129V187H128ZM133 189V188H132ZM164 189V188H163ZM120 190H122V189H120ZM131 190V189H130ZM130 190H128V191H130ZM244 190V189H243ZM68 191V190H67ZM139 191V190H138ZM161 191H162V189H161ZM73 192V191H72ZM131 192V191H130ZM129 192V193H130ZM132 192H134L133 190H132ZM159 192V191H158ZM165 192H166V189H165ZM190 192V191H189ZM246 192V191H245ZM38 193V192H37ZM40 193V192H39ZM62 193V192H61ZM68 193V192H67ZM75 193V192H74ZM77 193V192H76ZM81 193H80V195H81ZM127 193V192H126ZM135 193V192H134ZM138 193V192H137ZM160 193V192H159ZM167 193V192H166ZM31 194V193H30ZM58 194L60 195V193L58 192ZM121 194V193H120ZM162 194V193H161ZM164 194V193H163ZM172 194V193H171ZM46 195V194H45ZM164 195H166V194H164ZM168 195V194H167ZM209 195H210V193H209ZM209 195H208V197H209ZM242 195V194H241ZM251 195V194H250ZM262 195V194H261ZM37 196V195H36ZM67 196V195H66ZM69 196V195H68ZM128 196V195H127ZM247 196H248V194H247ZM258 196V195H257ZM256 196V197H257ZM71 197V196H70ZM141 197V196H140ZM147 197H150V196H147ZM152 197H153V194H152ZM207 197V198H208ZM237 197V196H236ZM241 197H243V195L241 196ZM255 197V198H256ZM77 198V197H76ZM99 198V197H98ZM124 198H126V196H124L122 199H124ZM166 198V197H165ZM209 198H211V197H209ZM208 198V199H209ZM239 198V197H238ZM38 199H39V197H38ZM78 199H79V197H78ZM100 199V198H99ZM133 199V198H132ZM136 199V198H135ZM139 199V198H138ZM148 199V198H147ZM208 199H206V201L208 200ZM243 199V198H242ZM246 199V198H245ZM131 200V199H130ZM137 200V199H136ZM149 200V199H148ZM154 200V199H153ZM240 200V199H239ZM46 201V200H45ZM66 201V200H65ZM81 201V200H80ZM80 201H78V202H80ZM139 201V200H138ZM144 201V200H143ZM252 201V200H251ZM251 201H249V202H251ZM71 202V201H70ZM77 202V203H78ZM238 202V201H237ZM242 202H243V200H242ZM246 202V201H245ZM67 203V202H66ZM69 203V202H68ZM130 203V202H129ZM136 203V202H135ZM138 203V202H137ZM145 203V202H144ZM161 203V202H160ZM75 204V203H74ZM131 204V203H130ZM255 204V203H254ZM38 205V204H37ZM56 205V204H55ZM70 205V204H69ZM84 205V204H83ZM84 205V206H85ZM123 205H125V204H123ZM194 205V204H193ZM75 206H76V204H75ZM80 206V205H79ZM104 206V205H103ZM137 206H139V205H137ZM124 207V206H123ZM249 207V206H248ZM62 208V207H61ZM92 208V209H93ZM104 208V207H103ZM126 208V207H125ZM132 208V207H131ZM150 208V207H149ZM207 208V207H206ZM47 209V208H46ZM76 209H79V208H76ZM205 209V208H204ZM42 210V209H41ZM59 210V209H58ZM101 210V209H100ZM99 210V211H100ZM131 210V209H130ZM135 210V209H134ZM163 210H165V209H163ZM245 210V209H244ZM33 211V210H32ZM64 211V210H63ZM78 211V210H77ZM92 211H94V210H92ZM132 211V210H131ZM140 211H141V209H140ZM84 212V211H83ZM103 212V211H102ZM67 213V212H66ZM74 213H76V212H74ZM82 213V212H81ZM85 213V212H84ZM83 213V214H84ZM89 213H91V212H89ZM93 213V215H94V213L95 212H92ZM107 213V212H106ZM139 213V212H138ZM142 213V212H141ZM251 213H252V211H251ZM61 214V213H60ZM70 214V213H69ZM78 214V213H77ZM87 214V213H86ZM86 214H84V215H86ZM103 214V213H102ZM133 214H135L134 212H133ZM150 214V213H149ZM66 215V214H65ZM91 215V214H90ZM95 215H96V213H95ZM94 215V216H95ZM98 215V214H97ZM156 215V214H155ZM209 215V214H208ZM51 216H53V215H51ZM61 216V215H60ZM135 216V215H134ZM150 216V215H149ZM177 216H178V214H177ZM210 216V215H209ZM253 216V215H252ZM67 219L65 220V222L63 223V225L61 226V228H60V231H59V233H58V231H57V233H58V236H55V237H57V239L55 240V243L53 242V244H52V252L54 251V253H55V255L57 256V255H60V257L64 254H67L69 257V259L68 258H66V256L67 255H65V257H63L62 259H64L65 260V258L66 259H68V261L69 262H67V263H69V264H76V261H78L79 259H81L82 258V254H83V252L84 253H86L87 255H91V260H93V258H94V256H95V245H97V243H99V245H100V247L101 246H103V244L104 243H106V241L105 240H107L106 238L104 239V236H102L103 234H102V231H101V228H100V220H99V216H98V218L96 217H92V216H90V217H92L93 219H92V238L90 239V241H91V246H87L88 244H87V242L88 243H90V241H88L86 238H90V237H85V235H83L84 234V231H83V229H82V227H80V226H77L75 223H76V221H75V223L73 222L74 220L71 218V217H67V216H65ZM107 217V216H106ZM215 217V216H214ZM47 218V217H46ZM64 218V217H63ZM80 218H81V216H80ZM87 218V217H86ZM103 218V217H102ZM102 218H100V219H102ZM129 218V217H128ZM150 218V217H149ZM158 218V217H157ZM60 219V218H59ZM75 219V218H74ZM77 219H78V217H77ZM206 219H207V217H206ZM205 219V220H206ZM88 220V219H87ZM86 220V221H87ZM103 220V219H102ZM113 220V219H112ZM124 220V219H123ZM140 220V219H139ZM168 220V219H167ZM166 220V221H167ZM51 221V220H50ZM108 221V220H107ZM207 221V220H206ZM206 221H204L205 223H206ZM53 222V221H52ZM82 222V221H81ZM84 222H85V220H84ZM131 222V221H130ZM49 223H51V222H49ZM59 223H60V221H59ZM105 223V222H104ZM195 223V222H194ZM255 223V222H254ZM83 224V223H82ZM89 224V223H88ZM107 224V223H106ZM106 224H104V225H106ZM123 224V223H122ZM152 224V223H151ZM203 224V223H202ZM84 225V224H83ZM103 225V224H102ZM239 225V224H238ZM57 226H58V224H57ZM89 226V225H88ZM87 226V227H88ZM160 226V225H159ZM120 227V226H119ZM86 228V227H85ZM244 228V227H243ZM54 229V228H53ZM52 229V230H53ZM88 229V228H87ZM86 229V230H87ZM33 230V229H32ZM56 230V229H55ZM103 230V229H102ZM224 230V229H223ZM149 231V230H148ZM248 231V230H247ZM88 232V231H87ZM243 232H244V230H243ZM246 232V231H245ZM263 232V231H262ZM55 233V232H54ZM168 233V232H167ZM237 233V232H236ZM240 233V232H239ZM238 233V234H239ZM56 234V233H55ZM54 234V235H55ZM86 234V233H85ZM89 235H90V233H88ZM149 234H151V233H149ZM245 234V233H244ZM52 235V234H51ZM113 235V234H112ZM139 235V234H138ZM151 235H153V234H151ZM228 235V234H227ZM246 236V235H245ZM226 237V236H225ZM263 237H264V235H263ZM262 237V238H263ZM237 238H239V237H237ZM131 239V238H130ZM244 239V238H243ZM86 240H87V242H86ZM145 240V239H144ZM175 240V239H174ZM178 240V239H177ZM232 240H233V238H232ZM240 240H242L241 238H240ZM252 240V239H251ZM46 241H47V239H46ZM103 241H105L104 243H103ZM117 241V240H116ZM153 241V240H152ZM22 242V241H21ZM126 242V241H125ZM165 242V241H164ZM179 242V241H178ZM181 242V241H180ZM238 242V241H237ZM259 242V241H258ZM11 243V242H10ZM170 243V242H169ZM251 243V242H250ZM264 243V242H263ZM107 244H109V243H107ZM107 244H105L106 246H105V248L103 247V249H104V251H105V254L107 255V256H103L104 258H108V261H109V263L108 264H116V261H115V258H114V256L112 255V250H111V248H110V246L109 245H107ZM120 244H121V242H120ZM242 244V243H241ZM246 244V243H245ZM258 244V243H257ZM124 245V244H123ZM146 245V244H145ZM172 245V244H171ZM171 245H169V246H171ZM238 245V244H237ZM251 245V244H250ZM249 245V246H250ZM260 245V244H259ZM259 245H258V247H259ZM173 246V245H172ZM171 246V247H172ZM176 246V245H175ZM234 246V245H233ZM242 246H244V245H242ZM242 246H241V248H242ZM247 246V245H246ZM263 246V245H262ZM91 247V248H90ZM264 247V246H263ZM262 247V248H263ZM110 248V249H109ZM117 248V247H116ZM121 248H123V247H121ZM162 248V247H161ZM165 248V247H164ZM168 248V247H167ZM170 248V247H169ZM175 248V247H174ZM229 248V247H228ZM234 248V247H233ZM236 248H238V246H236ZM241 248H239L240 250H241ZM261 248V249H262ZM48 249H51V247L50 248H48ZM124 249V248H123ZM122 249V250H123ZM130 249V248H129ZM173 249V248H172ZM247 249V248H246ZM116 250V249H115ZM121 250V249H120ZM131 250V249H130ZM164 250V249H163ZM173 250H175V249H173ZM240 250L237 252L238 253V255L240 254L239 252H240ZM249 250V249H248ZM264 250V249H263ZM263 250H259L260 252L261 251H263ZM42 251V250H41ZM97 251V250H96ZM243 251V250H242ZM48 252H49V250H48ZM51 251H50V253H52ZM103 252V251H102ZM114 252V251H113ZM127 252V251H126ZM166 252V251H165ZM174 252V254H175V251H173ZM230 252V251H229ZM16 253V252H15ZM50 253H48V254H50ZM53 253V254H54ZM97 253V252H96ZM128 253V252H127ZM243 253H245V252H243ZM242 253V254H243ZM262 253V252H261ZM52 254V255H53ZM99 254V253H98ZM104 254V253H103ZM130 254V253H129ZM135 254V253H134ZM167 254V255H166ZM165 255H164V257H165V259H166V261L168 260V258L170 259V263H171V260H172V252H170V250H169V252H167ZM173 254V255H174ZM183 254V253H182ZM231 254V253H230ZM242 254H240V255H242ZM51 255V254H50ZM63 255V256H64ZM132 255V254H131ZM178 255V254H177ZM263 255V254H262ZM261 255V256H262ZM126 256V255H125ZM234 257H235V255H233ZM232 256V257H233ZM260 256V255H259ZM260 256V257H261ZM264 256V255H263ZM52 257V256H51ZM88 257V256H87ZM96 257H98L97 256V254H96ZM95 257V258H96ZM117 257V256H116ZM136 257H137V255H136ZM184 257V256H183ZM182 256H181V258H180V260L183 258ZM190 257V256H189ZM37 258V257H36ZM84 258H86V257H84ZM94 258V259H95ZM101 258H102V255H101ZM101 258H100V260H101ZM143 258V257H142ZM161 258V257H160ZM175 258L177 259V261H179L178 260V257H176L175 256ZM191 258V257H190ZM194 258V257H193ZM52 259V258H51ZM51 259H49V260H51ZM57 259H58V257H57ZM57 259H56V261H57ZM60 259V258H59ZM61 259V260H62ZM90 259V258H89ZM117 259H119V258H117ZM229 259H231V258H229ZM90 260V261H91ZM97 261H99V259H96ZM104 260V264H105V259H103ZM102 260V261H103ZM129 260V259H128ZM127 260V261H128ZM164 260V259H163ZM175 260V259H174ZM233 259H231V261H232ZM48 261V260H47ZM59 261V260H58ZM57 261V262H58ZM82 261H83V259H82ZM87 261V260H86ZM89 261V262H90ZM96 261V262H97ZM165 261V262H166ZM230 261V262H231ZM66 262V261H65ZM92 262V264L94 263L93 261H91ZM95 262V263H96ZM107 262V261H106ZM119 262H120V259H119ZM146 262H147V260H146ZM168 262V263H169ZM174 262H176V260L174 261ZM229 262V263H230ZM49 263H51V262H49ZM60 264L62 263V261H60L59 262ZM63 263H64V261H63ZM99 263H102L101 261H99ZM99 263H97V264H99ZM121 263V262H120ZM162 263V262H161ZM169 263V264H170ZM177 263V262H176ZM194 263V262H193ZM48 264V263H47ZM57 264V263H56ZM64 264H66V263H64ZM81 264V263H80ZM85 264H86V262H85ZM179 264V263H178ZM231 264V263H230ZM263 264H264V259H263Z\"/></svg>", "mask_w": 264, "mask_h": 264}]
</instances>
